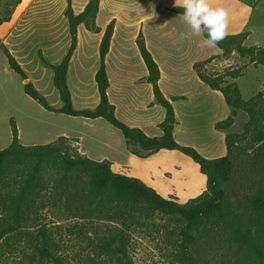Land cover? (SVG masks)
Instances as JSON below:
<instances>
[{"label":"rangeland","instance_id":"374dc122","mask_svg":"<svg viewBox=\"0 0 264 264\" xmlns=\"http://www.w3.org/2000/svg\"><path fill=\"white\" fill-rule=\"evenodd\" d=\"M3 2L0 0V7ZM243 15L245 11L239 8V32L250 31L244 45L263 48L264 0L246 19ZM243 20L246 21L242 24ZM41 45L39 48L46 62L56 63L62 43H58L54 49L48 44ZM33 48L32 42L13 47L18 55L16 60L24 70L25 77L33 84L36 83L35 87L48 103L53 107L60 105L58 92L53 85V72L40 59L38 50L33 51ZM214 48L216 55L211 56L210 62L201 64L199 70L207 78H224L229 69L240 67V76L233 79L226 77V80L236 82L241 97L250 100V104L249 110H235L232 124L223 129L232 142L234 156L230 180L224 184L225 222L220 219L218 223L208 225L199 239L196 255L207 264H264L253 251L234 239L236 230L250 231L257 244L264 249V232L257 227L258 214L252 206L253 198L264 194V139L259 137L256 127L264 115V64L260 62L259 56H242L235 50L225 58L217 46ZM0 65L3 67L1 76L4 94L3 106L0 108V149L6 147L7 139L10 138L9 118L13 116L18 121L20 141L23 143H48L55 133L67 128L82 135L81 148L86 156L94 160H120L126 152V146L130 151L131 145L125 142L121 132L109 124L111 132L98 126L85 125L84 122L89 121L83 117L44 109L24 93L22 82L24 84L28 80L23 81V77L9 68L4 54L0 56ZM76 83L75 72L70 76V85L75 87ZM75 103L80 105L83 102L75 98ZM197 127L199 130L192 139L201 147L206 143L209 126L198 121ZM78 141V137L62 138L60 146L70 154H81L77 149ZM174 152L194 163L179 151ZM111 167L114 169L115 164L111 163ZM118 172L124 174L126 170L121 168ZM87 182L85 176L75 182L70 208L63 207L62 202L69 196L64 190L50 186L34 190L28 196V205L20 209L16 227L9 233L10 237L6 243L0 241V264H18L22 257L29 255L38 230L47 233L53 252L60 255L67 264H116L115 258L99 245L100 238L115 234L123 237L133 264H179L177 252L180 222H171L158 213L145 217L139 211H131L115 201L111 191L97 196L93 202H80L78 198L89 189ZM59 208L61 211H58ZM95 226L100 231L97 232ZM34 264L50 262L44 259Z\"/></svg>","mask_w":264,"mask_h":264},{"label":"crops","instance_id":"0c3cea01","mask_svg":"<svg viewBox=\"0 0 264 264\" xmlns=\"http://www.w3.org/2000/svg\"><path fill=\"white\" fill-rule=\"evenodd\" d=\"M87 1L71 0L73 12L80 13ZM260 1L210 0V3L214 7H224L228 10L227 33L237 34L240 33L239 8L245 11L243 18L246 19L250 12L258 8ZM66 2L67 0H21L15 6L10 19L0 24V56L3 57L6 48L18 59L13 47L25 43L32 42L33 51L38 52H41V44H48L54 49L58 43H62L58 61L54 64L59 63L70 42L68 23L64 15ZM173 7L174 0H99L95 15V24L99 30H87L82 23L77 27V44L67 69V86L72 104L79 109H92L99 102L94 79L99 67V43L104 29L113 21V33L104 57V65L108 79L107 98L114 106L116 117L129 126L140 128L148 136L162 134L158 124L163 120L165 110L155 102L152 86L147 82L148 71L136 44V38L141 34L159 69L158 86L163 95L170 99L174 111L173 138L179 144L195 147L206 158L221 157L227 152L226 133L215 128V123L226 119L231 109L221 92L204 83L193 68L196 62L216 55V50L214 46H202L201 41L205 39L203 35H191L182 14L171 10ZM245 21L243 20L242 24ZM247 32L243 44L250 35V31ZM41 54L43 56L42 52ZM2 71L3 67L0 65V108L4 100ZM75 72L77 83L72 87L70 76ZM24 80L30 81L27 77L23 78ZM172 97L176 98L171 99ZM75 98L83 103H75ZM60 106L61 101L60 105L57 104L54 108ZM12 118L17 127L19 143L38 144L21 142L18 121L15 117ZM85 119L89 121L84 122L85 125L98 126L111 132L109 123L104 122L103 118ZM198 121H203L209 126V134L204 137L206 143L200 145L201 147L192 139L199 130ZM81 136L77 131L65 128L55 133L49 142L59 137H78L77 149L85 155L81 148ZM11 139L10 135L6 146L10 144ZM125 151L120 160L104 159L110 162V166L111 163L115 164L114 169L111 167L113 171L119 173L118 170L124 168V175L139 178L165 198L184 203L205 190L206 176L200 172L198 164L190 157L194 163L181 158L174 152L177 150L160 149L145 156L131 153L127 146Z\"/></svg>","mask_w":264,"mask_h":264},{"label":"trees","instance_id":"16d2710c","mask_svg":"<svg viewBox=\"0 0 264 264\" xmlns=\"http://www.w3.org/2000/svg\"><path fill=\"white\" fill-rule=\"evenodd\" d=\"M20 1L4 0L2 7H0V24L10 19L15 6ZM98 5L99 0H88L83 10L75 14L71 0H67L64 15L68 23L70 42L65 55L59 63L50 64L46 62L41 52H38L40 59L53 71V85L58 91L61 106L57 109L52 107L31 81L23 84L24 93L49 111L89 119L103 118L121 132L126 143L131 145L130 152L137 156H145L160 149L179 151L198 164L200 172L206 176L205 190L200 195L184 203H179L163 197L139 178L113 171L110 162L106 159L94 160L83 154H70L60 146V139L63 137L49 143L23 145L18 141L17 127L11 117L9 119L11 142L8 146L0 149V241L6 243L10 237L9 233L16 227L20 209L28 205V196L34 190L46 186L64 190L69 196L67 195L62 202L63 207L70 208V202L74 198L72 193L75 192V182L85 176L88 178L89 189L84 196L78 198V201L93 202L97 196L111 191L114 200L131 211H139L145 217L158 213L166 216L171 222L178 221L181 223L177 252L179 264H207L196 255V248L201 235L207 230L209 224L218 223L220 219L225 222L226 190L224 184L230 180L233 171L232 142L226 134V154L217 158H206L194 147L182 145L175 141L172 134L175 123L174 111L170 99L163 95L158 86L159 69L146 48L141 34L137 36L136 44L148 71L147 82L152 86L155 102L165 110L164 118L158 124L162 134L160 136H148L140 128L129 126L116 117L114 106L107 98L108 79L104 65V57L113 33V21H110L104 29L99 43V67L94 76L99 102L92 109L74 108L67 86L68 64L77 44L78 25L82 23L87 30L93 32L99 30L95 24ZM171 10L180 14L183 13V9L179 7H173ZM247 35V31L227 34L216 46L221 49L222 56L225 58L235 50L242 56L251 54L259 56L260 62L264 64V47L244 45L243 41ZM203 37L206 38L204 35ZM4 54L9 67L25 78V72L21 65L6 48H4ZM211 60L212 57L196 62L193 68L204 83L221 92L231 109V113L226 119L215 123V128L223 130L232 124L235 110H249L250 100H244L241 97L236 82L226 80V77L233 79L240 76V67L229 69L224 78H218V76L207 78L201 73L199 66ZM175 98L172 97L171 99ZM256 127L259 130V137L264 139V115ZM252 206L258 214L257 227L264 232V194L255 196L252 200ZM58 211H61V208ZM94 229L97 232L100 231L98 226H95ZM34 238L32 252L22 257L18 264H34V262L44 259L50 264H67L60 255L53 252L50 238L46 232L38 230ZM234 239L253 251L261 263H264V249L257 244L250 231L239 232L236 230ZM99 245L108 255L115 258L116 264H133L121 235L102 237L99 239Z\"/></svg>","mask_w":264,"mask_h":264},{"label":"clouds","instance_id":"9594fccd","mask_svg":"<svg viewBox=\"0 0 264 264\" xmlns=\"http://www.w3.org/2000/svg\"><path fill=\"white\" fill-rule=\"evenodd\" d=\"M174 6L183 9L182 18L191 35L206 37L201 41L202 46H215L228 34L226 8L214 7L210 0H174Z\"/></svg>","mask_w":264,"mask_h":264},{"label":"bare ground","instance_id":"6f19581e","mask_svg":"<svg viewBox=\"0 0 264 264\" xmlns=\"http://www.w3.org/2000/svg\"><path fill=\"white\" fill-rule=\"evenodd\" d=\"M27 81V80H26Z\"/></svg>","mask_w":264,"mask_h":264}]
</instances>
